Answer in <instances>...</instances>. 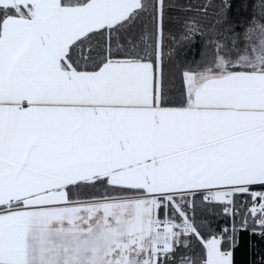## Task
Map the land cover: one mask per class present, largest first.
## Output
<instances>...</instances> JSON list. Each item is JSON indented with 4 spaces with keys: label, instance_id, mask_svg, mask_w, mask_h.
<instances>
[{
    "label": "snow or ice",
    "instance_id": "obj_1",
    "mask_svg": "<svg viewBox=\"0 0 264 264\" xmlns=\"http://www.w3.org/2000/svg\"><path fill=\"white\" fill-rule=\"evenodd\" d=\"M0 264H264V0H0Z\"/></svg>",
    "mask_w": 264,
    "mask_h": 264
},
{
    "label": "trees",
    "instance_id": "obj_2",
    "mask_svg": "<svg viewBox=\"0 0 264 264\" xmlns=\"http://www.w3.org/2000/svg\"><path fill=\"white\" fill-rule=\"evenodd\" d=\"M242 257H241V255L238 253L237 254V259L239 260V259H241Z\"/></svg>",
    "mask_w": 264,
    "mask_h": 264
}]
</instances>
